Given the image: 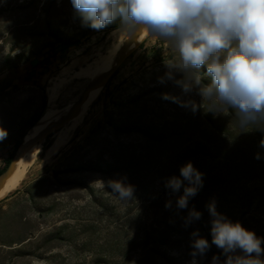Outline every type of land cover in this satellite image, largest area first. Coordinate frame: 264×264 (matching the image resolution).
<instances>
[{"label":"rangeland","instance_id":"374dc122","mask_svg":"<svg viewBox=\"0 0 264 264\" xmlns=\"http://www.w3.org/2000/svg\"><path fill=\"white\" fill-rule=\"evenodd\" d=\"M107 27L97 31L82 26L70 0H0V127L7 131L0 140V170L14 153L15 142L24 140L49 109L63 110L81 98L90 81L75 77L76 71L105 54L112 45L111 33L123 29L119 19ZM178 55L168 40L149 33L101 89L51 162L29 170L11 190L14 193L0 201V241L8 245H0V264L141 260L145 229L162 226L161 215L150 206L164 198L176 203L182 195H160L171 178L159 179L160 174L172 172L156 164H169L196 142H204L210 122L221 129L241 128L234 110L214 114L195 90L185 94L171 80L160 83L165 63L178 60ZM200 72L203 83H210L206 66ZM53 88L56 97L50 101ZM164 94L201 107L193 112L190 106L164 99ZM250 138L240 137L238 142L249 146L248 157L254 158ZM227 146H222V153ZM146 159L153 164L144 177L141 167ZM129 164L137 168L126 169ZM110 180L134 186V198L119 200L105 186ZM254 185L253 180L241 186L252 192ZM31 234L30 241L11 243ZM191 239L171 235V244L159 248L161 256L172 264H191ZM196 260L211 264L212 258ZM157 262L168 264L162 257Z\"/></svg>","mask_w":264,"mask_h":264},{"label":"clouds","instance_id":"9594fccd","mask_svg":"<svg viewBox=\"0 0 264 264\" xmlns=\"http://www.w3.org/2000/svg\"><path fill=\"white\" fill-rule=\"evenodd\" d=\"M82 26L102 30L117 19L131 33L143 31L162 37L178 52V60L165 63L166 72L160 83L171 80L185 94L194 90L201 102L208 101L214 114L225 108L235 112L241 128L257 125L264 132V0H70ZM206 66L210 83H203L200 69ZM179 75L180 78H177ZM195 112L201 103L181 101L163 95ZM7 131L0 127V140ZM264 148V138L259 141ZM256 159H260L257 153ZM182 178V179H181ZM184 181L187 185L184 186ZM122 202L134 198L135 188L120 180L105 185ZM184 186L183 195L176 199L177 211L188 209L189 198L203 187V173L187 162L180 176L169 178L165 187L173 193ZM211 219V243L191 233V264L204 257L215 245L225 259L213 255L211 264H264V237H258L237 221L233 222L216 210L215 202L207 205ZM172 208V202L165 203ZM185 226L201 219L195 208L189 209Z\"/></svg>","mask_w":264,"mask_h":264},{"label":"trees","instance_id":"16d2710c","mask_svg":"<svg viewBox=\"0 0 264 264\" xmlns=\"http://www.w3.org/2000/svg\"><path fill=\"white\" fill-rule=\"evenodd\" d=\"M105 28L107 31L108 27ZM32 67L36 66L33 65ZM114 75L115 73L111 79ZM250 135L252 138H250ZM207 136L208 138L204 142H196L193 147L187 148L183 151L184 153L182 152L173 158L169 164L163 161L156 164L162 171L170 168L172 174L168 176L160 174L159 176V179H166L173 176L179 177L181 166L190 161L198 171L203 173V187L199 189L194 197L189 198L188 209L177 211L176 203H172V208L170 209L165 208V203L167 202L165 198L160 204L157 203L150 206L149 209L151 211L161 215L162 226L160 225V230H155L154 228L145 229L141 246V260L138 262L133 261L132 263L158 264V257H162L168 264H172L170 260L161 256L159 248L169 246L171 244L170 238L173 234L185 235L186 238L191 239V233L199 229L200 235L211 243L212 217L207 205L213 201L219 213L225 215L233 222L239 221L243 227L254 231L258 237H264V148L259 146V141L264 138V132H261L257 125L247 128L221 129L215 126V123L210 122ZM240 137L250 138V141L254 144V158L248 157L251 154V148L244 143L240 144L238 142ZM22 142L23 139L15 142V151L6 158L4 166L0 170V175L9 167ZM224 144L228 146L227 150L222 153ZM241 146H244V148ZM257 153L260 154V159H256ZM152 164L153 162L148 159L144 162L143 168L140 164L144 177L148 175V169L152 167ZM136 168L137 165L129 164L126 169L135 170ZM133 175L136 174L134 173ZM253 180L255 185L252 192L241 186L242 183H250ZM186 185L187 181H184V186ZM184 186L178 191L182 195ZM172 193L171 189L166 188L161 191L160 195L166 196ZM148 194L150 196V193ZM157 199L160 201L161 198L157 197ZM231 206L233 208H229ZM192 208L201 213V219L186 227L183 218L187 216L188 210ZM233 210H236V212L234 213ZM235 215H238V218H234ZM154 227L157 226L154 225ZM32 237L33 235L31 234L25 239L12 241L11 243L20 245L27 240L30 241ZM0 245L8 246L2 241H0ZM122 255L127 256L125 254ZM213 255H218L221 261L225 259L221 250L215 245L211 246L205 256L212 258ZM124 263H129V260L126 259Z\"/></svg>","mask_w":264,"mask_h":264},{"label":"bare ground","instance_id":"6f19581e","mask_svg":"<svg viewBox=\"0 0 264 264\" xmlns=\"http://www.w3.org/2000/svg\"><path fill=\"white\" fill-rule=\"evenodd\" d=\"M148 34H145L141 31L139 38L136 42L137 46L139 43L143 42ZM128 34L125 29H117L111 33L112 45L108 49L105 54L100 55L98 58L87 64L85 67L80 68L75 73V77L83 80H93L100 74L108 71L114 61V57L116 53L119 51L121 46L124 44L127 39ZM71 72V71H70ZM69 73V72H68ZM74 77V76H73ZM63 80V79H61ZM70 80V79H69ZM67 80V81H69ZM66 80H63V82ZM66 81V82H67ZM55 84V83H54ZM60 87V86H58ZM50 89V88H49ZM101 89H97L93 91L81 110L78 112L76 116H74L71 121L70 128L65 127L63 130H59L56 132L50 141L47 144H44V141L37 143L31 149L27 151V153L20 159L17 163L16 168L13 173H11L7 179H5L0 185V201L5 199L11 194V190H13L18 184L21 183L25 174L31 170L32 168L42 167L51 162L54 155L60 150V148L67 143L70 139L71 134L74 132L75 128L81 124L85 114L89 110L91 104L96 100L100 93ZM56 97V89L53 88L49 92V100L52 101ZM76 102V101H75ZM52 103V102H51ZM53 104V103H52ZM71 104L68 105L63 110H54L49 109L40 119L38 124L32 129V131L25 137V140H30L34 136H36L47 123L58 119L61 115L65 114ZM52 108V107H51ZM43 152L42 156L40 154ZM1 181V180H0Z\"/></svg>","mask_w":264,"mask_h":264},{"label":"water","instance_id":"95a60500","mask_svg":"<svg viewBox=\"0 0 264 264\" xmlns=\"http://www.w3.org/2000/svg\"><path fill=\"white\" fill-rule=\"evenodd\" d=\"M141 32L139 33H131L125 40L124 44L121 46L119 51L116 53L114 57L113 64L111 68L94 78L93 80H90L89 84L86 86L81 98L71 105L69 110L61 115L58 119L53 120L46 124V126L33 138L30 140H23L22 144L18 148L17 152L15 153V156L10 163L9 167L6 169L4 173L0 175V185L1 183L8 178V176L14 172L17 163L20 161V159L27 153L29 149H31L34 145L37 143H40L42 141H45L48 137L52 136L56 132H58L62 127H64L67 123L71 121V119L78 114V112L81 110L82 106L88 99L89 95L97 90L104 88L113 74L123 65V63L127 60V58L132 53L133 49L136 47V42L139 38Z\"/></svg>","mask_w":264,"mask_h":264},{"label":"crops","instance_id":"0c3cea01","mask_svg":"<svg viewBox=\"0 0 264 264\" xmlns=\"http://www.w3.org/2000/svg\"><path fill=\"white\" fill-rule=\"evenodd\" d=\"M32 63H34V62H32ZM31 65H32V64H31ZM26 67H28V66H26ZM31 73H33V72H30V74H31ZM0 165H1V161H0ZM1 205H2V204H0V207H1ZM3 207H4V206H3Z\"/></svg>","mask_w":264,"mask_h":264}]
</instances>
